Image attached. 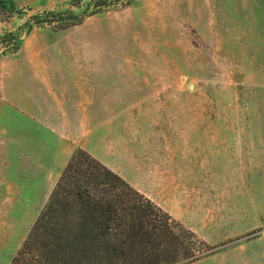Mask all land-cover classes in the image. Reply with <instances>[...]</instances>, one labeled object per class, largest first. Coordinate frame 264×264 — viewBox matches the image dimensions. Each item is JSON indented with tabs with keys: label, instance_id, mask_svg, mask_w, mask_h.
I'll return each instance as SVG.
<instances>
[{
	"label": "rangeland",
	"instance_id": "obj_1",
	"mask_svg": "<svg viewBox=\"0 0 264 264\" xmlns=\"http://www.w3.org/2000/svg\"><path fill=\"white\" fill-rule=\"evenodd\" d=\"M0 36L1 73L111 74L96 159L217 248L200 260L237 262L264 234V0H0ZM22 139L0 127V264L83 150L50 160Z\"/></svg>",
	"mask_w": 264,
	"mask_h": 264
},
{
	"label": "trees",
	"instance_id": "obj_2",
	"mask_svg": "<svg viewBox=\"0 0 264 264\" xmlns=\"http://www.w3.org/2000/svg\"><path fill=\"white\" fill-rule=\"evenodd\" d=\"M216 249L78 150L11 264H192Z\"/></svg>",
	"mask_w": 264,
	"mask_h": 264
},
{
	"label": "crops",
	"instance_id": "obj_3",
	"mask_svg": "<svg viewBox=\"0 0 264 264\" xmlns=\"http://www.w3.org/2000/svg\"><path fill=\"white\" fill-rule=\"evenodd\" d=\"M0 78L5 85L4 92L0 91V127H14L16 134H22L24 144H40V156L46 159L69 160L77 149L95 158L102 157L100 150L105 146L97 128L107 126L103 120L109 118L104 116H110L107 112L117 109L110 73L16 70L0 72ZM87 130L90 139L85 137ZM55 136L58 139L55 140ZM212 226L216 233L229 231L218 222ZM254 227L259 228V225ZM214 236L225 237L223 234ZM239 249L237 262L230 261L228 251L221 257L217 255L206 262L199 260L192 264H264V234Z\"/></svg>",
	"mask_w": 264,
	"mask_h": 264
}]
</instances>
